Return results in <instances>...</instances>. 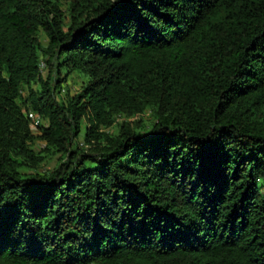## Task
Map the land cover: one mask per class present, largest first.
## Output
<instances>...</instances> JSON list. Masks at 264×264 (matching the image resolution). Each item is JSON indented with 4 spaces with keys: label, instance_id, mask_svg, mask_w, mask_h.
Returning a JSON list of instances; mask_svg holds the SVG:
<instances>
[{
    "label": "trees",
    "instance_id": "trees-1",
    "mask_svg": "<svg viewBox=\"0 0 264 264\" xmlns=\"http://www.w3.org/2000/svg\"><path fill=\"white\" fill-rule=\"evenodd\" d=\"M0 264H264V0H0Z\"/></svg>",
    "mask_w": 264,
    "mask_h": 264
},
{
    "label": "rangeland",
    "instance_id": "rangeland-1",
    "mask_svg": "<svg viewBox=\"0 0 264 264\" xmlns=\"http://www.w3.org/2000/svg\"><path fill=\"white\" fill-rule=\"evenodd\" d=\"M82 84V79L80 77H78L76 74L71 75L67 82L64 84V90L61 92L62 94H65L67 91H69L70 93H74L76 91L79 90L80 86ZM34 130V124H32L31 127ZM43 146V144L41 142H36L34 145V149L38 150ZM54 162L52 161L51 163H49L47 166H45L46 168H51L53 166Z\"/></svg>",
    "mask_w": 264,
    "mask_h": 264
}]
</instances>
